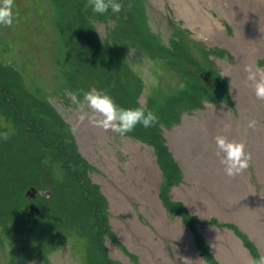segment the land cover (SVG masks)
I'll return each instance as SVG.
<instances>
[{
    "label": "rangeland",
    "instance_id": "374dc122",
    "mask_svg": "<svg viewBox=\"0 0 264 264\" xmlns=\"http://www.w3.org/2000/svg\"><path fill=\"white\" fill-rule=\"evenodd\" d=\"M117 2L121 12L98 14L89 0H14L13 25L0 24V89L19 114L11 103L0 113V264H246L244 250L252 264L264 256V110L237 108L227 72L264 71L263 0ZM93 89L158 117L125 136L108 130L123 177L103 160L106 145L82 152L71 123L92 111ZM208 105L230 110L228 132L251 154L248 184L246 173L224 174L216 147L191 159L187 130L179 152L189 172L175 156L166 133ZM126 139L149 161L125 151ZM6 165L20 176L2 175ZM30 187L43 196L25 198Z\"/></svg>",
    "mask_w": 264,
    "mask_h": 264
},
{
    "label": "bare ground",
    "instance_id": "6f19581e",
    "mask_svg": "<svg viewBox=\"0 0 264 264\" xmlns=\"http://www.w3.org/2000/svg\"><path fill=\"white\" fill-rule=\"evenodd\" d=\"M263 4H264V0H263ZM238 17L240 18L241 16L238 15ZM212 27H215L216 32H219L218 28H221L219 27L218 24H215V23H213ZM222 32L223 31H221L220 34H222ZM240 66H241L240 71L238 70V71H233V72H230V71L227 72L228 76H230L233 80L231 82V86L233 89L232 94H233V98H235L237 108L240 111L245 110L246 112L247 111L256 112V108L259 107V105H261L264 110V103L263 104L261 103L263 99L257 98V96L255 95L253 86H252V82L247 79L248 73L245 71L246 65H240ZM251 67L254 71V66L251 65ZM257 79H259V75L257 76ZM238 87H240V89L241 88L244 89V92L239 93ZM245 101H249V103L250 101L252 102L248 104ZM248 106H250L251 108H247ZM207 107H208L207 110L200 112L198 117H189L185 115L183 117V121H182L183 123L180 127L174 128L172 132L166 133L168 137V141L171 144V148L175 153V156L177 158L178 157L180 158L181 165L184 167V169L187 172H189V167L187 166V163H186L187 157L183 158L182 155L180 154V152L186 153L185 151H182L180 149V147H184L183 142L181 140V137H183L182 135L183 130H187L190 132L188 134V136L190 137V139L188 140V144L190 145V147H188V145L185 146V149L187 153L189 154L190 158L192 156L197 157L198 154H200L202 157L208 155L207 151H211V146L213 147V150H214L216 147L214 138L217 135H225L230 140L232 139L238 140L236 137H233L230 135V133L228 132L229 131L228 128L225 129V125H228V122L232 120L230 116V110L228 108L216 109V108H213L211 105H208ZM81 115H85V118L83 120L80 119ZM93 115L94 114L92 111L89 114H84L82 111L79 110L77 111L76 116L72 115L70 117L71 123L76 129V131L82 134L81 136L78 137V143H79L80 149L86 155L89 151H91L92 154H95V151L93 150V145L95 144L102 145V146L106 145L105 149H100V153L102 154L103 160L107 163V167L109 169H112L114 172L116 171L117 174H119V176L123 177L124 174L117 171L114 166V163L110 160L109 157H112V156L107 154L108 151L109 153H111L112 151L110 146H108L106 143V141L110 140V137L108 135V130H105L102 127L96 126L95 123L90 120V118L93 117ZM221 121L223 122L227 121V122L223 124L221 123ZM207 124L208 126H206ZM218 127H219V130H218ZM201 139L207 140V142H205L207 146L202 145ZM124 148H125L124 150L127 152H131L133 150L131 148H135L136 154H139L138 156L139 159H144L146 161H149L150 159L149 151L147 149H144L143 151L140 149L138 150V147L136 145H133L129 139L124 140ZM192 150L194 152H192ZM134 157L135 155L131 154V158H134ZM214 157L215 159L218 157L216 155V150L214 151ZM256 158L257 157L255 158L252 157V159H256ZM261 160L264 161V157L263 158L261 157ZM262 167H264V165ZM130 170L127 171L125 174H128V177L132 178ZM256 172L259 173L257 174L259 176V179L260 178L261 180L264 179V176L262 177V173H263L262 169L256 168ZM244 173H246V175H245V178L243 179V182L248 184L247 170H245ZM122 185H124L123 182H122ZM140 193H142V190H140ZM252 195L254 194L252 193V189L248 185L247 197L251 201L254 200V196ZM190 246L191 248H193L192 243H190ZM235 249L237 250V248ZM242 254L247 259L246 264H251V261L247 255V252L244 250Z\"/></svg>",
    "mask_w": 264,
    "mask_h": 264
},
{
    "label": "clouds",
    "instance_id": "9594fccd",
    "mask_svg": "<svg viewBox=\"0 0 264 264\" xmlns=\"http://www.w3.org/2000/svg\"><path fill=\"white\" fill-rule=\"evenodd\" d=\"M89 5L95 13L104 14L109 9L113 13H119L123 5L117 0H89ZM15 3L14 0H0V24L12 26L15 20L14 15ZM245 71L248 73L247 79L252 82L255 95L259 99H264V71L257 69L253 71L251 65L245 66ZM259 74V79L257 76ZM73 102L78 101V93L70 94ZM84 100L92 109L93 117L90 118L96 126L102 127L105 130H112L121 136L132 132L139 124L145 129L153 127L158 122L157 115L146 109L145 107L123 108L116 104L114 98L103 90L93 89L84 94ZM85 115H81L83 120ZM230 125H225V129ZM247 127L254 129L256 121L250 120ZM2 138L7 140L8 134L5 132ZM216 155L220 157V163L223 165L224 174L227 177L235 178L244 173L249 168L251 162V154L248 152L247 145L243 140H230L225 135H217L215 138ZM252 264H264V256L252 261Z\"/></svg>",
    "mask_w": 264,
    "mask_h": 264
},
{
    "label": "trees",
    "instance_id": "16d2710c",
    "mask_svg": "<svg viewBox=\"0 0 264 264\" xmlns=\"http://www.w3.org/2000/svg\"><path fill=\"white\" fill-rule=\"evenodd\" d=\"M0 91H2V95L0 94V113H3V112H7V108H8V103L10 104L11 103V106L13 107V113H11L12 111H11V109H10V115H12V116H14L15 117V119H17V115H19V114H16L18 111H17V109H18V106H17V101H16V99H15V97L13 96V95H11L10 94V92H9V90L6 88V89H0ZM7 97H8V99H7ZM9 112V111H8ZM9 114V113H8ZM7 114V115H8ZM14 114V115H13ZM15 119L13 118V120L15 121ZM25 120H27V121H29L28 119H26V118H24ZM36 122V121H35ZM37 125H38V123H36ZM0 163H1V159H0ZM7 169H8V167H7V165H6V168H5V171H7ZM15 171H12V170H10L11 172H10V174H9V170L7 171V172H3V174L2 175H5L6 173H7V175H10V176H8V177H11V176H15V175H19L20 176V171H19V169L18 168H16V169H14ZM17 173V174H16ZM83 193V192H82ZM86 193V192H85ZM85 193H83V199L85 198ZM86 199V198H85ZM89 204H90V202L89 201H87Z\"/></svg>",
    "mask_w": 264,
    "mask_h": 264
},
{
    "label": "water",
    "instance_id": "95a60500",
    "mask_svg": "<svg viewBox=\"0 0 264 264\" xmlns=\"http://www.w3.org/2000/svg\"><path fill=\"white\" fill-rule=\"evenodd\" d=\"M38 189H36L35 187H30L28 190H26V192H25V194H24V196H25V198H27L28 200H32V199H35V197H36V191H37ZM39 191V190H38ZM41 193L43 192V191H40ZM47 192V193H46ZM45 193H46V198H48L49 197V195H50V192L49 191H46ZM43 194V193H42ZM29 211L30 212H36L37 211V209H36V206L33 204V203H31L30 205H29Z\"/></svg>",
    "mask_w": 264,
    "mask_h": 264
},
{
    "label": "flooded vegetation",
    "instance_id": "af4514ba",
    "mask_svg": "<svg viewBox=\"0 0 264 264\" xmlns=\"http://www.w3.org/2000/svg\"><path fill=\"white\" fill-rule=\"evenodd\" d=\"M38 194H39V195H42L39 191H38ZM42 196H43V195H42Z\"/></svg>",
    "mask_w": 264,
    "mask_h": 264
}]
</instances>
